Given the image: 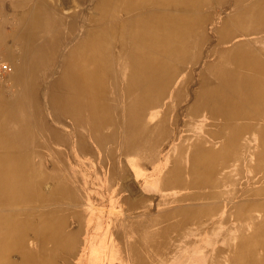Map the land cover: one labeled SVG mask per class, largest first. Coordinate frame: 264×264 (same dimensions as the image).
Returning a JSON list of instances; mask_svg holds the SVG:
<instances>
[{
	"label": "bare ground",
	"instance_id": "6f19581e",
	"mask_svg": "<svg viewBox=\"0 0 264 264\" xmlns=\"http://www.w3.org/2000/svg\"><path fill=\"white\" fill-rule=\"evenodd\" d=\"M72 1L0 0V264H70L86 189L59 164L70 135L110 167L172 135L161 188L213 197L162 206L171 229L206 221L209 238L182 243L200 261L183 264H264V0Z\"/></svg>",
	"mask_w": 264,
	"mask_h": 264
},
{
	"label": "crops",
	"instance_id": "0c3cea01",
	"mask_svg": "<svg viewBox=\"0 0 264 264\" xmlns=\"http://www.w3.org/2000/svg\"><path fill=\"white\" fill-rule=\"evenodd\" d=\"M4 1L13 2V0ZM32 1L35 2V0ZM65 3L67 9L70 10V0H66ZM177 142L178 140L171 135L164 140H159L158 148L149 157H140L136 162H131L127 157H123L122 160L117 157L113 166L99 167L100 171L108 173L107 178L99 184L106 189L107 193L105 198L98 201V206L85 212L78 226L70 228V234L78 232L84 237L81 248L77 253L75 249L71 255L70 264H183L192 262L182 259L180 254H172L182 251L179 248V240H176L185 235L182 230L188 222L181 223L182 225L175 223L174 229H171L170 217L160 212L162 206L171 201V196L180 197L176 189L161 188V182L172 167L170 152ZM111 168L115 169L116 173L120 171L121 173L111 178L109 174ZM134 206L145 209L129 212V209ZM193 234L196 235V233H191ZM76 255L77 258H75ZM175 256H179V259L173 263Z\"/></svg>",
	"mask_w": 264,
	"mask_h": 264
},
{
	"label": "rangeland",
	"instance_id": "374dc122",
	"mask_svg": "<svg viewBox=\"0 0 264 264\" xmlns=\"http://www.w3.org/2000/svg\"><path fill=\"white\" fill-rule=\"evenodd\" d=\"M55 1H57V0H55ZM59 1L62 2V0H59ZM70 1H71V3L73 2L72 0H70ZM66 13L69 14L70 11H66ZM0 60H2L1 61L2 64L8 63V64L12 65V63H9L8 58L5 60H3L1 58ZM14 74H15V68H14V72L12 74L8 73L6 75L5 81L9 86L13 85V75ZM72 136L73 135H70V144L65 145V146H63V145L57 146V148H59L63 153L62 156L60 157L59 164H60V166L64 165L63 168H65V169H68V168L70 169V178H72L73 184L76 185L77 183H79L77 186L81 187V185H84L86 187V189H84L82 187L78 188V191H77L78 199H77L74 207H70V217H67V229L68 230H70V228H73V226L74 227L78 226V224L82 222L81 218L84 217L85 212L87 210H90V208H92L94 206H98V201L105 198L107 191L105 188L99 186V184H101L102 183L101 181H103L107 178L108 173H106L105 171H100L99 167H110V165H111L110 159H106L103 152L97 147V145H96V143L92 137H90L89 135H87V136L85 135L83 137L84 141L86 142V145L89 147V150H88L89 152L86 154V153H81L78 151L77 142H76L77 137L76 136L72 137ZM83 158H85V159H83ZM122 158L123 157H121L120 153H119L118 159L122 160ZM73 169H76L75 171L79 173V175H80L79 179L77 177L78 174L75 175L74 171H71ZM207 190L202 189V190H198V191L195 190L194 191V190H189V189L186 190L184 188H181L177 191L178 192L177 195H180V197H182V196H186V195L193 194V193L195 194V192L197 194H199L200 192H203V193L209 194V202H212L210 200V198H213V197H210L211 191H209V190L207 191ZM223 191H225V188L223 189ZM92 202H94V203H92ZM184 203H186V202H184ZM225 210H227V209H224V207H223L221 210L222 213H224ZM72 211L75 212L74 216H73L74 212L72 213ZM205 224H206V221H203L201 224H198V225L196 223L197 226L192 222H188L187 225H185L184 229L182 230V232H184L185 236L183 238H181L182 236H180L179 238H181V239L178 241V243H180L179 248L182 249V251H178L177 254H180L182 259H186V260L188 259L191 261L195 260L197 262L200 261V259H201L200 248L199 247L196 248L197 249L196 252H191L192 254L195 253L194 255L187 256L184 254L185 246H183L182 243H184L187 239L196 240V242L200 243V241L206 240V238H209V236L207 234V230L205 228H204L205 232H204V234H202V232H203L202 227L203 226L205 227ZM193 228H195L196 230L194 232H191V231H193L192 230ZM191 233H196V235H194V237H192ZM83 240H84L83 235L79 234L76 253L81 248ZM216 249L217 248H214L211 252L214 254ZM172 254H175V253L173 252ZM221 254L223 255L222 258L224 259L222 264H227V262H225V260L228 257L229 253L224 252ZM226 255H227V257H226ZM75 258H77V255Z\"/></svg>",
	"mask_w": 264,
	"mask_h": 264
},
{
	"label": "built area",
	"instance_id": "2783aa9c",
	"mask_svg": "<svg viewBox=\"0 0 264 264\" xmlns=\"http://www.w3.org/2000/svg\"><path fill=\"white\" fill-rule=\"evenodd\" d=\"M3 69H4V71H6V72H7V71L10 72V70H11L10 68H6V66H5Z\"/></svg>",
	"mask_w": 264,
	"mask_h": 264
}]
</instances>
